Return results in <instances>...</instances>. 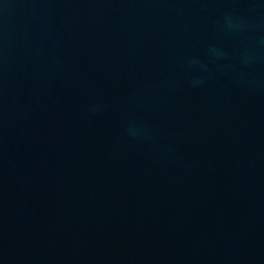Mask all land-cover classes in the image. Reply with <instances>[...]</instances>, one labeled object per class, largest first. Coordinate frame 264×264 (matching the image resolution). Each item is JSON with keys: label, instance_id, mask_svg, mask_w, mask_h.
<instances>
[{"label": "water", "instance_id": "obj_1", "mask_svg": "<svg viewBox=\"0 0 264 264\" xmlns=\"http://www.w3.org/2000/svg\"><path fill=\"white\" fill-rule=\"evenodd\" d=\"M0 264H264V0H0Z\"/></svg>", "mask_w": 264, "mask_h": 264}]
</instances>
